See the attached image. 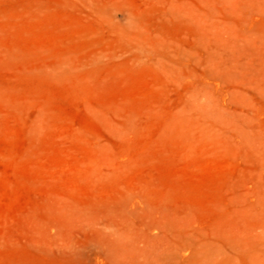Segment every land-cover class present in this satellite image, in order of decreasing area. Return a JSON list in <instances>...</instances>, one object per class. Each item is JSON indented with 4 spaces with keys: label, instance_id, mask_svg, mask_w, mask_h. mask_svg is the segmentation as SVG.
Masks as SVG:
<instances>
[{
    "label": "rangeland",
    "instance_id": "374dc122",
    "mask_svg": "<svg viewBox=\"0 0 264 264\" xmlns=\"http://www.w3.org/2000/svg\"><path fill=\"white\" fill-rule=\"evenodd\" d=\"M0 264H264V0H0Z\"/></svg>",
    "mask_w": 264,
    "mask_h": 264
}]
</instances>
